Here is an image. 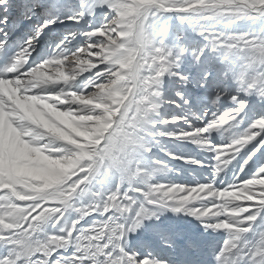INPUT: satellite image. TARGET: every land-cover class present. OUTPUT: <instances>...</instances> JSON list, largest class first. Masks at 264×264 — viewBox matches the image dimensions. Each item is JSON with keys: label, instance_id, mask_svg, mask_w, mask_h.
<instances>
[{"label": "snow or ice", "instance_id": "6c2138e0", "mask_svg": "<svg viewBox=\"0 0 264 264\" xmlns=\"http://www.w3.org/2000/svg\"><path fill=\"white\" fill-rule=\"evenodd\" d=\"M0 264H264V0H0Z\"/></svg>", "mask_w": 264, "mask_h": 264}]
</instances>
